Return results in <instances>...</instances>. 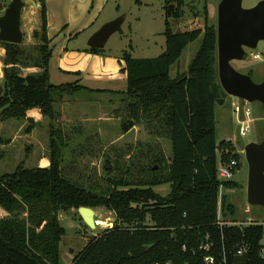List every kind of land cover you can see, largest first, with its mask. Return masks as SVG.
Instances as JSON below:
<instances>
[{
  "label": "trees",
  "instance_id": "16d2710c",
  "mask_svg": "<svg viewBox=\"0 0 264 264\" xmlns=\"http://www.w3.org/2000/svg\"><path fill=\"white\" fill-rule=\"evenodd\" d=\"M36 2L41 24L33 37L38 44L29 49L0 42L5 50L0 126L6 121L18 124L0 132V147H11V134L18 127L25 128L22 139L29 143L39 129L40 122L29 115L36 110L49 121V147L44 150L49 164L28 168L21 163L14 173L0 174V264H60V244L66 235L60 215L65 207L115 214L113 227L95 236L72 264H208L207 257L214 259L212 264H234L241 250L250 253L249 264H264V222L219 221L220 200L224 216L236 211L227 194L220 199L218 152L225 163L240 158L231 142H217V101L227 94L219 80L218 32L208 3L203 29L176 33L171 21L185 16L186 2L166 0L165 52L152 59H135L125 52L127 89L113 91L51 83L47 0ZM200 38L188 72L172 77L171 69L183 51ZM32 67L39 72L22 71ZM84 91L120 97L125 133L139 126L149 137L124 163L110 136L85 132L82 124L72 127L82 139L76 145L64 134L61 126L79 121H61L63 113L56 105ZM161 139L171 144L170 158L158 143ZM29 145L27 155L40 158ZM92 158L104 159V173L94 167L78 168L82 160ZM165 185L170 186L167 194L155 190ZM236 187L234 181L224 183L226 190ZM207 244L210 250L203 248Z\"/></svg>",
  "mask_w": 264,
  "mask_h": 264
},
{
  "label": "rangeland",
  "instance_id": "374dc122",
  "mask_svg": "<svg viewBox=\"0 0 264 264\" xmlns=\"http://www.w3.org/2000/svg\"><path fill=\"white\" fill-rule=\"evenodd\" d=\"M260 1L243 0V5L246 9H251ZM11 2L12 0H0V18L5 14L6 8ZM23 2L25 6L22 11L21 29L24 34L22 44L25 48L30 49L38 44L33 34L36 30H40V9L36 8V0H23ZM165 2L166 0H47L50 17L48 36L52 40L51 47L53 49L50 71L54 84L79 83L90 89L126 90L127 86H121L123 85L121 81H117L123 78L127 82V74L123 72L125 61L122 58L124 53L129 52L135 59H152L159 57L166 50V37L164 35L166 30ZM185 2V16L171 21L174 32L184 33L190 30L203 29L204 6L207 3L211 22L216 27L218 26V5L221 0H208V2L206 0H185ZM122 16H125L122 29L109 39L104 48V55L90 52L89 41L95 34V29L101 28L106 20H115ZM201 42L202 38L191 43L183 51L179 62L171 69L172 77L175 78L188 72L190 64L200 49ZM254 55H259L261 60L254 58ZM4 60L5 50L0 45L1 85L4 82ZM232 65L240 73H251L255 82H264V42H260L257 49L253 51L248 49L245 59L232 62ZM22 71L24 73L39 72L37 68L33 67ZM221 100L224 101L223 104H217L215 111L217 142L218 144L223 141L231 142L235 147V152L239 154L241 166L233 179L238 187L230 190L223 189L221 192V196L228 195L229 202L235 206L236 212L234 215L227 213V216H224L222 209H219V221L223 224L237 223L239 225L263 223L264 208L258 205L251 206L247 200L249 166L245 158V146L264 140V105L259 102L251 104L239 97L229 95L222 97ZM65 103L71 107L69 112L71 121L76 122L77 119L81 118L80 116L77 117V113H75L79 105H82L81 109L87 113L90 119L87 124L81 121L76 124L63 123L65 126H61L64 134L69 137L72 136L73 145L82 139L79 138V135L71 132L72 127L80 128L79 124H82L81 127L85 132L87 130L91 133L90 131L93 129L101 135H110L111 140L115 141L116 144L118 143V155H123V160L120 159L122 164L131 153L137 150L139 145H144L150 140L144 129L139 126L125 133L126 124L123 128L122 122L125 116L124 105L118 96L90 94L85 91L78 92L74 94L73 98L66 97L62 103H57V110L62 111V105ZM84 104H90V107H85ZM236 104L246 106L253 111L252 131L247 136H242L240 133L234 111ZM66 112L68 113L67 110ZM72 117L76 118L73 119ZM63 120L61 118V121ZM10 122L12 121H6L4 124L8 125ZM48 123L46 118L45 121L40 122L35 139L30 141L35 142L37 140L41 143L36 145L37 157H40L38 159L27 155L26 148L30 145L28 141L22 139L25 128L19 130L18 127L16 132L11 134L13 136L12 142L15 140V143L11 147H0V174L14 173L21 163H25L28 168H31L32 164L41 163V159L44 158L42 156L44 150L49 147ZM5 129L9 128H3L2 125L0 132H4ZM158 143L170 158L172 154L171 144L162 139L158 140ZM218 158L220 161V151ZM104 165V159L92 158L89 159V162L82 160L78 168L94 167L97 172L104 173ZM155 190L167 194L170 191V186H161ZM95 213L96 224L97 221L100 224L96 229L86 227L79 211L67 209L61 213L60 220L66 229V235L60 244V264H72L74 258L95 236L101 234L105 229L113 227L114 213L106 209H99Z\"/></svg>",
  "mask_w": 264,
  "mask_h": 264
},
{
  "label": "water",
  "instance_id": "95a60500",
  "mask_svg": "<svg viewBox=\"0 0 264 264\" xmlns=\"http://www.w3.org/2000/svg\"><path fill=\"white\" fill-rule=\"evenodd\" d=\"M23 0H12L0 18V42L22 44L24 34L21 29ZM125 16L104 24L90 39L89 47L103 50L109 39L119 31ZM218 71L220 84L229 96L239 97L248 103L259 102L264 105V82L257 83L248 74L237 71L232 62L243 61L246 51L255 50L264 42V0L251 9H246L243 0H221L218 5ZM4 86L0 84V99ZM222 105L223 100L219 99ZM128 130V126H125ZM248 170L247 200L251 206L264 208V140L245 146ZM67 210V207L64 208ZM79 214L86 226L96 229V213L93 209L82 207ZM250 253L237 255L234 264H249Z\"/></svg>",
  "mask_w": 264,
  "mask_h": 264
},
{
  "label": "built area",
  "instance_id": "2783aa9c",
  "mask_svg": "<svg viewBox=\"0 0 264 264\" xmlns=\"http://www.w3.org/2000/svg\"><path fill=\"white\" fill-rule=\"evenodd\" d=\"M254 58L261 60L259 55H254ZM234 111L236 113L237 123L240 127L241 135L247 136L252 131L251 124L253 123V119H252L253 111H251V109L246 106H241L240 104H236L234 106ZM239 166H241L240 161H237L236 159H232L228 163H225L220 159L218 163V179L221 182L220 199H221V192L224 189V183L233 181ZM220 210H221V200H220ZM220 223L223 224L221 221ZM98 225L100 224L97 221V226ZM203 248H205L206 250H210V245L209 244L204 245ZM244 252H246V250H241L238 252V255H242L244 254ZM205 260L208 264H212L214 262V259L211 257H207Z\"/></svg>",
  "mask_w": 264,
  "mask_h": 264
},
{
  "label": "crops",
  "instance_id": "0c3cea01",
  "mask_svg": "<svg viewBox=\"0 0 264 264\" xmlns=\"http://www.w3.org/2000/svg\"><path fill=\"white\" fill-rule=\"evenodd\" d=\"M36 8L37 9H39L38 8V5L36 4ZM48 20H49V25H50V17H49V14H48ZM111 21H113V19H110V20H106V21H104V23L103 24H106V23H108V22H111ZM99 29H100V27H99ZM99 29H95L96 31H95V33L99 30ZM90 48V47H89ZM100 55H104V54H100ZM121 81V83L123 84V85H121V86H127L128 85V78H127V82L123 79V78H121V79H118L117 81ZM50 81H51V83L52 84H54V81H53V77H52V73H51V71H50ZM56 85V84H55ZM87 87V86H86ZM113 88V87H112ZM94 89V88H93ZM94 90H96V89H94ZM101 90H113V91H123V90H125V89H123V90H118V89H101ZM64 105V104H63ZM62 105V116H63V119L65 120V121H71V118L69 117V116H71L70 114H69V112H70V110H71V107L67 104V103H65V105L63 106ZM85 105V104H84ZM82 106V105H81ZM81 106L79 105V106H77L78 107V109L76 110L77 112H75V113H77V117H81V118H79V119H77V121H79V122H81V121H84V122H86V124L88 123V122H90V119L88 118V116H87V113H85L82 109H81ZM90 107V104H87V105H85V107ZM74 109V108H73ZM72 109V110H73ZM76 109V108H75ZM66 110L68 111V113L66 112ZM31 117H33L37 122H43V121H45V119L41 116V114L38 112V111H32L30 114H29ZM73 119L74 118H76V117H72ZM9 126V128L10 127H13V128H16V126H18V124H15V122H12V123H10V124H8V125H5V126H3V128H6V127H8ZM0 128H2V126L0 127ZM136 128V127H135ZM2 131V130H1ZM90 132H93V129L90 131ZM36 135H37V133L36 132H34L32 135H31V137H30V141L31 140H33V139H35V137H36ZM104 137H109L108 135H103ZM29 141V143L34 147V149H35V152H36V145L37 144H41L40 142H38L37 140L35 141V142H30ZM15 143V140H14V142H12V144H11V146L13 145ZM38 152H36V154H37ZM42 156H44V158L43 159H41V165H48L49 164V161H48V159L45 157V155L43 154Z\"/></svg>",
  "mask_w": 264,
  "mask_h": 264
},
{
  "label": "bare ground",
  "instance_id": "6f19581e",
  "mask_svg": "<svg viewBox=\"0 0 264 264\" xmlns=\"http://www.w3.org/2000/svg\"><path fill=\"white\" fill-rule=\"evenodd\" d=\"M110 227V226H109Z\"/></svg>",
  "mask_w": 264,
  "mask_h": 264
},
{
  "label": "flooded vegetation",
  "instance_id": "af4514ba",
  "mask_svg": "<svg viewBox=\"0 0 264 264\" xmlns=\"http://www.w3.org/2000/svg\"><path fill=\"white\" fill-rule=\"evenodd\" d=\"M249 75V74H248Z\"/></svg>",
  "mask_w": 264,
  "mask_h": 264
}]
</instances>
